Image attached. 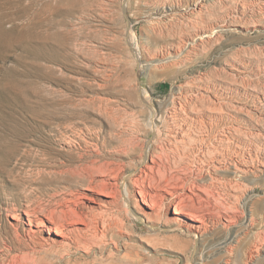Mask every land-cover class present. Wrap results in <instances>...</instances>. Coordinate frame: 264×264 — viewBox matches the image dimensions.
<instances>
[{"label": "rangeland", "instance_id": "1", "mask_svg": "<svg viewBox=\"0 0 264 264\" xmlns=\"http://www.w3.org/2000/svg\"><path fill=\"white\" fill-rule=\"evenodd\" d=\"M77 3L9 6L8 27L44 12L56 30L36 31L65 46L59 61L35 62L19 39L0 58V133L12 144L0 157V264H264V0ZM6 74L26 82L25 102L3 88ZM167 184L200 222L165 205ZM60 201L67 243L45 227L31 239L23 210L43 218Z\"/></svg>", "mask_w": 264, "mask_h": 264}, {"label": "bare ground", "instance_id": "2", "mask_svg": "<svg viewBox=\"0 0 264 264\" xmlns=\"http://www.w3.org/2000/svg\"><path fill=\"white\" fill-rule=\"evenodd\" d=\"M65 1H66V5H67V7H66L67 11H69L70 8L74 4L76 5V3L79 2V0H65ZM10 3H11V0H0V58L3 57L4 54L9 49L12 48V46L14 45V44H12V41L20 39L23 42V44H20V45H21V48L23 49L24 53L26 54V56L28 55L29 57H31V59L34 60L35 62H37V60L43 59V58H46L47 60H50V61H57V60L59 61V59H61L62 57H61L60 53H58V51H59V48L65 46V43H64V36L61 33L55 31L56 29L54 27H55V24L57 22H55L54 20H50L49 22H45L44 16H42L44 12H40L38 19L35 22L31 21V19L29 17H26V21H22L20 28L17 26H15V27L9 26L8 27L7 23L9 22V19H10V12H9ZM60 6H58V5L54 6L53 4L46 3L44 6V9L46 11H49L50 13L52 12L51 14H53V13L56 14L60 11ZM28 10H29V7H27V6H25L23 8L24 15L28 12ZM44 24H48L49 25L48 27H50L51 29H55V30L50 31L49 33L47 32L46 34L36 31V27L43 26ZM47 39H51L55 43V45L49 46L48 44H45L44 41ZM33 41H35V43H38V44L32 45L31 42H33ZM48 49H50V50L47 52ZM52 51L54 53H51ZM30 61H26V62L28 63ZM1 84L7 92H15V93L20 92L24 102H25V99L28 98L27 97L26 82H24V84H23V82L21 83L17 80H12V79L10 80L8 74H6L5 80H2ZM82 143L83 144L78 143L77 145L82 149V151L85 154H86V152L88 154L90 145L86 142H82ZM67 145L71 146L72 142L68 141ZM11 148H12V144L9 141V139L7 138V136L0 133V157L5 158L6 156H8L10 151L12 150ZM80 153H81V150H80ZM10 154H12V153H10ZM150 159H152V158H150ZM150 161H154V160L152 159ZM149 167L151 168L152 166L149 165ZM55 171L58 172V170H55ZM166 183H168V182H166ZM166 183H165V185H166ZM169 184L171 185L170 182H169ZM169 184H167V185H169ZM170 185H169V187L166 188V191L171 196V199L167 200L166 203L163 201V199H164L163 196H160L161 194L139 191V193L141 195L142 202L149 208H158L159 207V209L161 207H163V204L165 203V205L167 204L168 207L173 208V212L175 214H180L182 217H184L186 219H191L194 222V224H195V222H200L201 216H200L199 212L197 211L198 209L196 210L195 207H190L192 205L189 204L190 205L189 206L188 203H186V201H184V200H186L185 198H183L185 196L184 195L185 193H183V194L180 193V195L178 193L175 194V190L177 188L176 189H170L174 186V185H172V186H170ZM175 186L173 188H175ZM163 188H164V186H163ZM186 197L190 198V196L188 194ZM54 198L56 199V197H53V199ZM67 198H69V197H67ZM157 198H159V200H157ZM62 200H63V198H62ZM64 200L66 201V199H64ZM189 200L191 201V199H189ZM189 200H188V202H190ZM54 201L55 200H53V202ZM58 203H59V205H58ZM58 203H57V205H55L56 203L55 204L54 203L53 204L48 203L45 206L43 205L42 210H43V215H44L43 218L44 219L41 218V216L39 217L38 216L39 214H37V213H33L32 211H31L32 212L31 213L30 211L23 210V213L26 214V216H27L29 226L32 225L31 227H29V232H31L30 233L31 239H32V236H35L36 234L39 233L41 227H45V229H47L48 231L52 230L55 232V234H57L58 236H61V237H56L57 239H60L59 244L60 245L62 244L61 246H63V244L65 242L67 243V240H65L64 234L62 233L63 230H61L62 228H60V226L64 222H67V221H65L68 219L67 217H70L71 206H69V204L60 205V203H62L61 201ZM190 203H192V202H190ZM1 213H2V211L0 209V215H1ZM200 213H202V212H200ZM72 214H74V216H75L76 213H72ZM78 215L79 214L77 213V217H78ZM9 216H10L9 217L10 220H12L11 225L13 226V228L18 229L19 220L21 218L19 211L17 212L16 210H12L9 213ZM45 220H46V222H45ZM73 220H76V219L74 218ZM193 222H192L191 227L193 226Z\"/></svg>", "mask_w": 264, "mask_h": 264}]
</instances>
